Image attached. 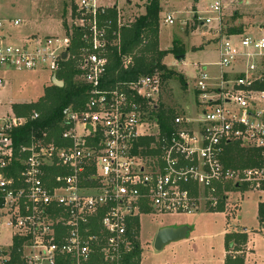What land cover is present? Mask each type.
<instances>
[{"label": "built area", "instance_id": "obj_1", "mask_svg": "<svg viewBox=\"0 0 264 264\" xmlns=\"http://www.w3.org/2000/svg\"><path fill=\"white\" fill-rule=\"evenodd\" d=\"M251 2L207 0L200 20L217 32L218 74L194 65L192 106L173 112L170 133L156 117L165 84L159 74L108 83L113 55L122 70L132 64L120 52L127 21L116 6L70 0L64 36L22 44L11 42L9 30L23 22L0 16V91L5 70L48 71L56 79L68 59L74 81L88 87L82 111H63L58 142L41 132L21 149L27 157L15 177L6 176L15 161L7 133L27 119L0 117V228L11 240L0 246V264L10 261L14 240L23 264H129L135 218L216 211L230 191H264V90L255 87L264 84V27L237 35L222 29L231 4ZM164 22L174 23L171 16ZM73 29L81 33L76 55L69 53ZM239 152L250 155L251 166L241 164Z\"/></svg>", "mask_w": 264, "mask_h": 264}, {"label": "rangeland", "instance_id": "obj_2", "mask_svg": "<svg viewBox=\"0 0 264 264\" xmlns=\"http://www.w3.org/2000/svg\"><path fill=\"white\" fill-rule=\"evenodd\" d=\"M147 1L106 0V4L116 6L125 22L130 23L144 14ZM251 1V7L241 4L229 6L222 24L226 34L232 30H241V34H254L258 27H264L263 2ZM206 2L207 0L160 1L159 48L167 51L173 44H177L174 47L176 53L185 54V59L180 61H176L172 54L163 60L167 69L183 77L184 85L177 77H172L165 82L160 100L166 110L171 109L179 114L185 113V106H192V89L196 78L194 65H207L210 74H218L217 67H214L218 62L217 32L213 27L202 26L200 20L204 17ZM69 5L70 0H6L0 3V16L6 20L18 19L25 22L24 25L9 30L11 42L22 44L30 35H65L68 24L64 14ZM166 16L173 18V25L164 22ZM34 37L37 36H31ZM2 75L7 85L0 91V98L7 108L10 104L37 101L52 80L48 71L5 70ZM259 203H264V191L242 189L228 193L223 212L205 208L196 214L141 216L137 239L140 250L142 248L139 264H182L188 261H193L194 264H223L224 234L243 231L247 234L244 264H264V223L258 222ZM181 226L190 228L184 240L171 243L160 251L154 250L153 241L160 229ZM10 243L8 231L0 228V246Z\"/></svg>", "mask_w": 264, "mask_h": 264}, {"label": "trees", "instance_id": "obj_3", "mask_svg": "<svg viewBox=\"0 0 264 264\" xmlns=\"http://www.w3.org/2000/svg\"><path fill=\"white\" fill-rule=\"evenodd\" d=\"M160 1L148 0L144 8V14L140 15L133 22L126 23L121 27L120 52L123 56L131 57L132 64L127 70H122L120 69V59L116 55H113L108 68L109 85H113L116 81L132 82L139 77L155 73L159 74L163 82L168 81L172 77H177V80L184 85L183 77L167 69L163 63L164 58L169 54L182 56L184 53H176L175 48L177 44H173V47L167 51L159 50L158 47ZM115 14L113 10L109 15L114 19ZM241 33V30L229 31V34L237 35ZM80 37L81 33L73 29L69 47L70 55L77 54L80 46ZM75 75L74 63L68 59L61 64V70L56 75V80L63 83L62 87L51 84L44 89L43 96L36 102L12 105L13 114L17 118H26L27 122L23 126L14 128L7 133L12 141L13 157L15 160L6 173L7 177H15L21 171L22 166L19 161L27 157V153H22L21 149L30 145L33 136L44 132L47 133L48 139L52 138L55 142H58L60 135L65 129L63 111L67 108H71L75 112H80L84 109L88 99V87L75 82ZM255 87L259 90H264V84ZM34 113L38 114V118L30 120V117ZM173 115L171 109L166 110L164 106L160 107L156 117L161 132H171ZM230 151L232 152L231 149ZM231 152H228L230 160L232 159ZM237 155L244 167L252 165L250 155L244 156L240 152ZM223 205V203H220L216 211L223 212ZM257 218L259 224L264 223V203L258 204ZM139 228V219L135 218L129 231H132L133 236L138 238ZM20 243V241L14 240L10 251V261L7 264H23L18 253ZM223 243L226 254L224 264H244L245 257L243 252L247 244V234L244 231L238 233L227 232L224 235ZM140 254L139 243L135 241V249L127 256L126 262L129 264H139Z\"/></svg>", "mask_w": 264, "mask_h": 264}, {"label": "water", "instance_id": "obj_4", "mask_svg": "<svg viewBox=\"0 0 264 264\" xmlns=\"http://www.w3.org/2000/svg\"><path fill=\"white\" fill-rule=\"evenodd\" d=\"M66 53L61 55L62 59H65ZM176 61L183 60L184 56H177ZM52 85L57 87H62L63 83L57 81L55 78L51 80ZM190 232V228L181 226V227H164L160 229L154 238L153 248L156 251L162 250L165 246L175 243L181 240H184L188 233Z\"/></svg>", "mask_w": 264, "mask_h": 264}, {"label": "crops", "instance_id": "obj_5", "mask_svg": "<svg viewBox=\"0 0 264 264\" xmlns=\"http://www.w3.org/2000/svg\"><path fill=\"white\" fill-rule=\"evenodd\" d=\"M67 5V4H66ZM67 8V7H66ZM66 14V13H65ZM64 14V15H65ZM47 18H52V17H49V16H46ZM25 24V22H23V25ZM63 33V32H62ZM231 35V34H230ZM31 36H37V37H46V36H39V35H30L29 37H31ZM62 36H64V34L62 35ZM55 37H57V36H55ZM28 38V37H27ZM158 41H159V39H158ZM158 47H159V42H158ZM170 49V48H169ZM159 50H160V48H159ZM163 51V50H162ZM182 56H184V59H185V54L184 55H182ZM167 57V56H166ZM165 57V58H166ZM177 56H175V58H176ZM165 58H164V60H165ZM180 61V60H179ZM51 84V83H50ZM50 84L49 85H47L45 88H47V87H49L50 86ZM6 85H7V82H6V84H5V87H4V89L6 88ZM44 88V89H45ZM4 89H2V90H4ZM44 91V90H43ZM43 96V95H42ZM41 96V97H42ZM0 100H1V105H0V117L2 116V115H10L11 113H12V110H11V107H10V105H12V104H10L9 106H8V108H7V105L5 104V103H3V101H2V99L0 98ZM36 102V101H35ZM31 103H34V102H31ZM258 207V206H257ZM226 234V233H225ZM224 234V235H225ZM141 251H142V248H141ZM245 251H247V249H246V247H245ZM246 253L247 252H245V255H246ZM225 250H224V253H223V256H222V259H223V264H224V259H225ZM182 264H194L193 263V261H191V262H186V263H182Z\"/></svg>", "mask_w": 264, "mask_h": 264}]
</instances>
